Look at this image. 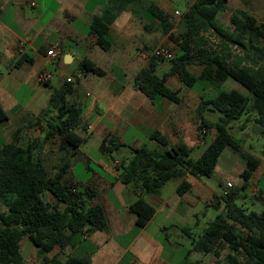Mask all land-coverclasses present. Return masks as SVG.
Returning <instances> with one entry per match:
<instances>
[{"label": "trees", "instance_id": "16d2710c", "mask_svg": "<svg viewBox=\"0 0 264 264\" xmlns=\"http://www.w3.org/2000/svg\"><path fill=\"white\" fill-rule=\"evenodd\" d=\"M227 2L195 0L182 16L185 29L176 38L168 35L169 40L179 48L169 60V69L158 75V60L164 59L151 56L148 63L133 76L134 89L142 93L156 110L161 109L163 100L175 105L181 101L178 92L167 85L170 76H175L189 89H212L214 95L204 92L200 96L196 112L202 126L215 130L211 142L196 159L190 156L192 148L184 144L169 145L167 138L157 130L147 132L148 139L155 143L154 147L129 148L130 156L120 161L116 168L115 181L131 185L139 191L137 200L128 206L136 215V229L145 227L155 213V208L143 195H159L161 188L173 179L180 180L175 193L182 197L191 187L185 178L188 175L210 177L223 150H230L245 162L239 175L243 189L259 166L258 159L242 150L241 140L230 133V125L247 112H252L254 124L264 140V67L245 65L239 59L231 60L225 47L217 44L213 48L205 35L209 30L216 35L222 34L215 19L219 12L226 9ZM131 4L146 11L142 18L144 21L150 25L156 22L165 33H169L171 26L167 16L155 3L148 0H108L103 12L93 16L89 26L96 45L103 51L110 50L113 45L109 37L110 27ZM131 11L137 12L134 7ZM229 20L234 29V34L228 37L231 44L245 46L246 42L250 48L254 42L261 43L264 53V22H257L246 11L232 13ZM143 26L147 29L149 25L145 23ZM189 65L200 66V73L192 74L188 70ZM78 69L84 75H105L101 68L85 57L79 61ZM227 79L238 83L249 97L234 89H221L220 85ZM45 85L48 86V83ZM72 87L70 82L65 81L62 86L53 89L47 107L39 116L47 124L46 138L56 133L64 144L75 151L85 141L78 132H85L86 125L82 108L67 101ZM206 110L216 115V119L208 121L204 114ZM5 119L6 114L0 105V122ZM39 147L37 142L20 146L0 140V206L4 207L0 211V264H25L19 246L24 236L37 247L43 259L53 250L67 247L75 250L88 248L94 253L97 247L88 238L106 227L103 208L99 204L88 203L95 192L90 187L81 191L66 177L67 163L53 172L48 171L40 161ZM121 147L124 145L104 138L99 149L103 154H111ZM261 155L264 157V143ZM241 190L233 191L231 188L225 196L213 195L215 204L223 202L224 212L216 215L202 230L182 264H199L189 260L192 252L218 255V244H224L229 250L225 264H264V206L259 213L238 206L235 201ZM51 262L89 264L88 258L81 255L67 257L64 262L53 258Z\"/></svg>", "mask_w": 264, "mask_h": 264}, {"label": "crops", "instance_id": "0c3cea01", "mask_svg": "<svg viewBox=\"0 0 264 264\" xmlns=\"http://www.w3.org/2000/svg\"><path fill=\"white\" fill-rule=\"evenodd\" d=\"M107 1L0 0V105L6 114V119L0 122V140L7 144H18L20 146L32 142L39 143L40 147L38 150L42 165L48 171L53 172L62 164L67 163L66 177L77 185L83 183L74 180L68 171L78 161L81 160L82 162V157L79 156L80 154L82 155V143L73 151L62 142L56 133L46 138L47 124L40 118L39 114L47 107L52 90L62 86L67 78H71L72 82L70 83L73 84L72 93L68 96L67 101L82 108V79H87V76L82 74L77 68L75 78H72L69 69L76 61L75 55L69 50L64 52L62 48L67 42H71L76 47H81L84 52H88L85 58L101 68L96 61L97 59L91 55L97 45L95 36L90 32L89 26L93 16H98L103 12ZM32 3L33 5H31ZM142 4L145 5V2ZM124 16L125 18H122ZM121 18L126 19L128 22H133L136 19L134 15L122 11L110 27V34L113 26ZM81 25L84 28H88L87 33L81 31ZM127 37L126 34L123 35L124 39ZM21 44L24 49L22 55L18 53ZM54 45L58 46L60 54L56 64L51 65L45 53L46 50ZM114 47L115 40H113L111 49H114ZM79 61H77V64ZM113 64L115 63L111 60L110 66L112 67ZM45 72L56 75L48 82V86L40 84L37 79L40 73ZM104 72L105 75L99 78L107 76L106 71ZM54 79L58 81L56 85L53 84ZM112 81L96 83L95 101L89 105L87 115L85 117L83 115L86 121V131L83 135L82 131L78 132V135L83 137L85 141L92 136L94 130H98L102 140L104 138L112 139L114 142L123 144L124 147L138 148V144H141L140 137L148 138L147 132L157 130L167 138L169 145L184 144L193 148V143L190 144L186 141L184 123L182 124L181 120L183 115L176 112V107H170L168 103L163 101L161 109L156 110L150 101L147 104L141 98L138 100L139 105L144 107L143 110L140 107L134 110L130 109L126 100L118 102L120 95L119 84L114 79ZM22 88L29 89L32 92V95L25 103H21L17 97ZM86 95L90 96L89 93H86ZM29 114L31 115L30 117ZM108 114H111V117L107 120L111 127L106 126L104 123ZM123 114L126 115L128 120H124L121 117ZM90 117L93 119L89 122L88 118ZM129 132H134L130 140L131 146H128L123 140V137ZM149 142L155 145L154 141L149 140ZM103 155L109 161V164H104V168L112 175L113 181L118 172L112 174L111 168L114 163L118 164L119 160L113 159L112 163L110 155ZM236 164L242 165V167L244 165L245 167V162L236 154L230 150H223L214 171L219 169V172H225L229 168L233 169ZM259 168L258 166L257 169ZM99 179L100 177L97 176L95 181L90 183L96 184L97 188L103 184L104 190L113 188L110 182H103L104 180L100 181ZM199 179L190 175L185 178L191 186L190 190L182 197L178 196L175 206L169 205L167 201L161 199L162 189L169 181L161 188L159 195H143L144 199L155 208V213L142 229H136V215L128 208L139 197V191L136 188L132 187L134 199L128 201V203H122L118 198L110 200L107 195L101 196V194L99 195L98 192L94 191L95 196L90 201L88 200V203L90 205L99 204L104 210L106 219V227L102 231L93 233L88 238L89 242L97 247V250L91 253L88 248H77L78 252L70 247L67 248L73 250L75 255L88 258L89 264H119L126 253L131 254L128 264H134L138 255L134 252L132 253V249L139 239H141L139 240L140 248L143 249L148 247L156 248L159 245L158 242L155 243V238L150 236L148 231L150 224L155 221L158 215H165V220H168L171 215L182 217L187 214V209L191 208L195 200L197 201L203 193H206L204 197L205 205L213 206L211 201L213 200V195H216L215 192L209 191L208 188L205 189ZM175 181L178 186L180 180ZM90 183H84V188L88 187ZM220 185L222 186L223 183H220ZM194 186L197 187L196 191ZM232 187L234 186L232 185ZM242 187L243 181L242 185L237 189ZM262 192L264 194V191ZM262 206L264 205L262 204ZM164 229V224L156 226L157 232ZM103 232H106V237L104 238L100 236ZM128 236H130V240L127 243H119V239ZM103 249H105L104 254L100 255ZM151 261L150 264H173L172 261H164L160 258H154Z\"/></svg>", "mask_w": 264, "mask_h": 264}, {"label": "rangeland", "instance_id": "374dc122", "mask_svg": "<svg viewBox=\"0 0 264 264\" xmlns=\"http://www.w3.org/2000/svg\"><path fill=\"white\" fill-rule=\"evenodd\" d=\"M195 0H148V2L155 3L167 16L168 24L171 26L169 33H165L163 29L154 24L144 21L143 16L146 15V11H142L138 5H128L124 11L130 13L136 17L133 22H128L122 17L119 22L113 26L111 34L109 33L110 39L115 40L114 49L108 52L103 51L98 46L95 47V51L92 52L101 68L106 71L107 76L99 78L92 73L85 74L87 79H82V110L83 115H87L88 107L94 103L95 87L96 83L113 82L116 80L119 84V99L126 100L130 109L140 107L142 110L144 107L139 105L138 99H144L147 104L149 100L139 91L133 88V76L143 66H145L150 59V52L157 47L168 50L174 57L178 51V46L169 40L168 35L178 37V34L185 29V25L182 19L184 12L190 7ZM137 10L136 13L131 11L132 8ZM179 12V15L175 12ZM236 11H246L250 13L257 22H264V0H228L226 3V9L217 14L215 23L221 30L222 34L216 35L212 31L205 33L209 40V44L213 46L225 47L226 51L230 54V59L238 61L242 64L249 65L252 67H264V53L261 49V43L254 42L249 48L245 42V46H236L228 41V37L234 34L233 26L230 23V16ZM143 14V15H142ZM148 19V17H147ZM147 23L148 28H144V24ZM81 31L84 33L88 32V28H84L82 25ZM125 32V33H124ZM128 36L126 39L123 35ZM130 35V36H129ZM228 41V42H227ZM63 51H71L75 55V62L70 66L69 73L72 78H75L78 64L77 61L87 56L88 52H84L81 47L74 46L71 42H67L63 46ZM216 49H218L216 47ZM114 50V51H113ZM89 55V54H88ZM145 56V57H144ZM172 57V58H173ZM171 58V59H172ZM164 59V58H163ZM113 60L115 64L110 66V62ZM170 59L158 60L157 74L162 75L170 67ZM3 70V68H1ZM188 70L198 75L201 71L200 66L189 65ZM54 73V72H53ZM56 76L52 74V78ZM58 81L53 80V84L56 85ZM73 85V84H72ZM167 85L172 90L178 92L181 98L179 104L175 105L168 101L170 107H176V112L182 114V124L184 123V136L186 141L190 144L193 143V148L190 156L196 159L200 156L206 146L211 142L215 130L213 128L207 129L201 125L200 117L197 115L196 109L199 105L200 96L206 92V95H214L212 89L201 90L200 87L189 89L182 85L175 76L167 78ZM223 90H237L245 96L249 97L247 91H245L238 83L231 79H227L223 84L220 85ZM89 93L90 96H87ZM32 95L31 90L22 88L18 94V100L21 103H25ZM162 101V102H163ZM141 110V112H142ZM175 113V111H174ZM205 118L208 121L216 119V115L205 111ZM31 115L29 114V117ZM93 117V116H92ZM92 117L88 118L89 122L92 121ZM111 114H108L106 126L111 127L110 123L107 122ZM124 120H128L125 114L121 116ZM42 118V117H41ZM254 114L247 112L239 120L233 121L230 125V133L236 138L241 140L242 150L250 152L259 161V169L250 179L248 185L238 193V199L235 201L238 206L245 208L247 211H254L259 213L264 205V157L261 155V147L264 143L263 137L260 134L259 128L254 124ZM44 121L45 119L42 118ZM86 121L84 120V123ZM84 132L82 131V135ZM134 132H129L123 137L128 146L132 139ZM102 141L98 130H94L92 136L82 143V157L74 166L69 168L71 177L77 182L83 184L78 185L82 191L85 187L84 183H90L100 177V181L110 182L113 188L110 190H104L103 184L97 188L96 184L90 183V187L93 191L98 192L101 196L107 195L108 199L118 198L119 201L128 203L134 199L131 185H124L120 182L116 183L112 181V175L109 174L104 168V164H109L107 157L103 153L99 152V145ZM139 147L147 145L148 147H154L150 144L148 138L140 137ZM112 157V163L114 160L122 161L126 157L130 156V150L128 147H121L119 151H114L111 154H107ZM72 161L70 162L71 165ZM119 163H114L111 168V173H116V168ZM244 167V165H243ZM242 165H235L233 169L229 168L225 172H219V169H215L214 173L210 177L200 178L199 181L204 185L205 189L214 191L216 195H220L222 187L226 181L230 182L234 187L233 191L242 185V180L239 175L243 170ZM220 183H223L221 186ZM177 186L175 180H170L162 189L161 199L167 201L169 205H174L178 200V196L175 194L174 189ZM196 186L194 190L196 191ZM206 193H203L200 198L193 203L191 208L187 209V214L182 217L177 215H171L168 220H165L163 214L156 217L155 221L150 224L148 229L150 236L154 237L155 243H159L158 247L140 248L139 239L133 246L132 253L134 252L137 256V261L134 264H150V261L154 258H160L164 261H172L173 264H182L187 251L192 248V244L198 239L202 230L207 224L212 221L216 215L220 212H224L223 202L216 203L214 200L211 201L213 206L205 205ZM4 207L0 206V211H3ZM195 214V215H193ZM164 230H156L157 225H163ZM106 232L100 234L103 238L106 237ZM130 240V236L119 239L120 244H125ZM20 254L25 264H53L51 260L57 258V260L64 262L67 257L74 256L75 253L70 248H64L63 250L55 249L47 255H40L37 247L29 240L28 237L24 236L20 240ZM104 250L100 253L104 254ZM218 255L213 253L205 254L202 252H192L188 258L190 261L197 262L199 264H225L227 253L229 250L224 244H218L216 247ZM131 254L127 253L119 264H128ZM152 262V261H151Z\"/></svg>", "mask_w": 264, "mask_h": 264}, {"label": "built area", "instance_id": "2783aa9c", "mask_svg": "<svg viewBox=\"0 0 264 264\" xmlns=\"http://www.w3.org/2000/svg\"><path fill=\"white\" fill-rule=\"evenodd\" d=\"M31 5H33V3ZM175 13L179 15V12L176 11ZM18 53L20 55H22L24 53V49H23L22 44L20 45ZM45 54H46L47 58L49 59L51 65H55L57 58L60 54V50H59L58 46L54 45V46H51L48 50H46ZM150 55L153 57H156V58H164V59H171L173 57L172 54L170 52H168V50H165V49L160 48V47L154 48L150 52ZM51 78H52V74L50 72L40 73L37 77L38 82L40 84L48 83L51 80ZM65 81L69 83V82H72V79L67 78ZM231 188H232V184L230 182H226V184L223 188V191L221 192V195L225 196Z\"/></svg>", "mask_w": 264, "mask_h": 264}, {"label": "water", "instance_id": "95a60500", "mask_svg": "<svg viewBox=\"0 0 264 264\" xmlns=\"http://www.w3.org/2000/svg\"><path fill=\"white\" fill-rule=\"evenodd\" d=\"M70 57V56H69Z\"/></svg>", "mask_w": 264, "mask_h": 264}]
</instances>
